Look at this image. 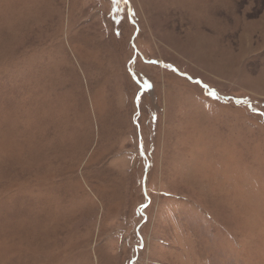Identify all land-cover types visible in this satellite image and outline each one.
Wrapping results in <instances>:
<instances>
[{"label": "rangeland", "instance_id": "obj_1", "mask_svg": "<svg viewBox=\"0 0 264 264\" xmlns=\"http://www.w3.org/2000/svg\"><path fill=\"white\" fill-rule=\"evenodd\" d=\"M0 264H264V0H0Z\"/></svg>", "mask_w": 264, "mask_h": 264}]
</instances>
